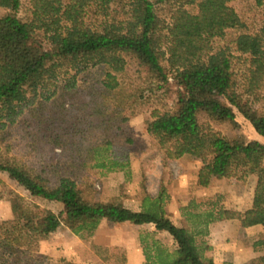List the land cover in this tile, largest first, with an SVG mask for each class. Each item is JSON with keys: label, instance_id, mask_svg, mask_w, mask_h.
<instances>
[{"label": "trees", "instance_id": "1", "mask_svg": "<svg viewBox=\"0 0 264 264\" xmlns=\"http://www.w3.org/2000/svg\"><path fill=\"white\" fill-rule=\"evenodd\" d=\"M234 1L31 0L27 16L20 18L22 0H0V9L7 12L0 16V132L6 129V150L12 133L21 126L18 117L29 105L30 94L56 87L70 71L79 74L95 69L91 91L76 88V80L65 88H73L79 104H70L53 120L39 121L32 116L29 125L38 129L46 122L45 131L50 135H32V148L35 150V144L40 150L47 147L44 152L60 148L58 161L64 160V165L53 163V159L41 168L19 165L0 153V173L30 198L11 193V216L0 219V264H24L25 257L39 253L40 244L63 227L84 239L91 238L104 220L152 224L155 233H166L173 239L176 249L172 252L157 240L150 246L142 245L145 264H214L204 258L199 239L209 234L211 223L226 219L220 199L210 202L205 212H187L190 226L180 227L165 210V190L157 197L145 196L141 208L132 210L102 202L100 193L89 183L94 169L113 172L130 166L128 154L115 149L120 127L136 115L144 99V90L120 80L130 62L135 63L136 71L146 72L157 83L167 82L170 71L179 88L173 111L156 113L148 133L170 158L190 156L201 162L197 184L202 188L214 180L237 176L241 170L254 173L253 203L244 215V224L264 230V144L231 141L205 132L199 122L201 113L214 121H234L236 109L264 139V115L253 110L234 89L231 53L249 56L251 84L260 87L264 81V27L250 32L230 6ZM251 1L264 7V0ZM118 2L123 3L120 19L111 10ZM166 3L178 6L168 24L157 10ZM91 14L95 15L94 23ZM226 34L233 35L228 44L215 47L214 39H224ZM57 130L59 134L51 133ZM33 199L62 207L55 213ZM255 245L264 247V241ZM245 264H264V254Z\"/></svg>", "mask_w": 264, "mask_h": 264}, {"label": "rangeland", "instance_id": "2", "mask_svg": "<svg viewBox=\"0 0 264 264\" xmlns=\"http://www.w3.org/2000/svg\"><path fill=\"white\" fill-rule=\"evenodd\" d=\"M30 1L22 0L20 18L27 16ZM122 6V2L112 5L113 16L117 19L122 17V13H119ZM230 6L237 11L250 32L262 31L264 7H258L251 0H237L231 2ZM177 7V4L166 3L158 6L157 10L168 24ZM114 11L117 13L114 14ZM6 13L5 10L0 9V16H4ZM95 20V15L91 14V21L94 23ZM232 36L226 34L224 39H214L213 45L217 48L224 47ZM231 53L234 55L235 91L244 102H248L253 110L264 115V81L260 87L252 86L249 56ZM133 63L130 62L128 71L120 80L125 83L130 82L135 87L144 90L143 104L138 106L136 115L120 127L116 136L119 144L115 148L119 153L128 154L130 166L125 171L92 170L89 183L100 193L101 201L139 210L145 196L157 197L162 190H165L167 196L165 210L168 216L177 226L189 227L190 223L186 220L187 212H205L211 207L208 205L210 202L220 199L219 205H222L225 210V220H234L238 223V228L235 231L232 226L233 233L230 236H224L223 239H218L219 243L215 245L210 244L209 235L200 238L199 244L203 248L204 258L213 260L218 250L220 254L217 258H219L222 252L230 251V247L235 244L243 253V258L248 256L253 248L256 251L263 250L261 251L263 255L264 247H258L259 245L256 247L255 244L264 241V230L261 227L249 229L244 224V215L253 203L256 175L252 172L245 174L241 170L237 176L230 179L214 180L207 188L198 187L196 182L201 162L190 156L170 158L166 150L162 149L147 131L148 124L154 119L156 113L170 112L175 108L179 88L175 85L172 74L167 71L168 81L157 83L154 79L149 78L146 72L136 71L135 63ZM94 73L95 69H89L79 74L70 71L61 78L56 87L48 90L40 89L36 95L30 94L29 105L23 108V113L18 117L21 126L12 133L13 138L9 142L8 150H6V129L0 132L4 141V144L0 142V153L3 154V157L13 158L19 165L28 164L40 168L52 159L53 163L64 165V160L58 161L59 155L62 154L60 148L50 149L49 152H44L47 147L43 148L44 151L40 150L38 144H35V150L32 148L34 145L31 139L32 135L38 132L46 134V137L50 135L48 131H45L46 122L42 123L38 129L31 128L29 125L32 116H35L39 121L49 118L53 120L59 117L62 111L68 110L71 107L70 104H79V98L75 95L73 88L70 90L65 88L76 80V88L91 91L95 86ZM76 88L74 89L76 90ZM235 113L234 121L224 122L214 121L207 114L201 113L199 122L205 132L216 133L231 141L247 143L257 140L264 144V139L255 132L250 122L236 109ZM92 122L95 124L96 119H93ZM51 133L59 134L60 130ZM128 139L131 141L127 142ZM11 193L29 198L27 192L9 179L6 174L0 173V219H8L11 216ZM32 201L55 213H58L62 207L60 204L40 199ZM192 201L195 204L188 208V211L185 210ZM195 206L197 207L195 208ZM153 227V225L137 227L131 223L119 224L104 220L100 223L95 234L91 238L85 237V239L74 235L69 229L63 227L43 247V251L25 257L24 264H126L129 259L128 249L130 250L134 244H138L145 259L142 245L150 246L153 240L159 241L169 251H174L176 246L173 239L166 233L152 232ZM94 244L103 246H101V250H96ZM63 259L66 262H61Z\"/></svg>", "mask_w": 264, "mask_h": 264}, {"label": "crops", "instance_id": "3", "mask_svg": "<svg viewBox=\"0 0 264 264\" xmlns=\"http://www.w3.org/2000/svg\"><path fill=\"white\" fill-rule=\"evenodd\" d=\"M196 185H198L197 182H196ZM237 224L238 223L235 222L234 220H225V221H218V222L211 223L209 225V227H208V230H209V234H208L209 236L208 237L211 238L210 239V241H211L210 244L215 245L216 243H219L218 239H223L224 236H228V235L230 236L231 233H233L231 231V227L233 226L234 230L236 231L237 228H238ZM148 225H152V224H148ZM143 226H146V225L137 226V227H143ZM257 227H260V226L249 227V229L257 228ZM153 228L154 229H152L153 230L152 232L155 231V227H153ZM60 230L61 229H59L58 231H60ZM246 230H248V229H246ZM55 234H53L51 236V238ZM51 238L49 240L44 241V242H42L40 244V249H39L40 252H41V250L43 251V247L46 246V244L51 240ZM99 246H103V245H99ZM105 246H108V245H105ZM217 246H218V244H217ZM218 249H220V248H218ZM128 251H129V255H128L129 259L127 260L126 264H145V259H144L143 255H142V251L139 248L138 244L137 245L134 244V246H132L130 248V250L128 249ZM248 253H249V251H248ZM219 254H220V251L218 250L217 255L213 259L214 264H226V263H230V264H245L249 260L262 255V252L260 250L256 251L253 248L252 251H250V253L248 254V256H244V258H243V256H242L243 253L239 251V249L237 247V244H235L234 246L230 247V251H227L226 253L222 252L220 257L217 258V256Z\"/></svg>", "mask_w": 264, "mask_h": 264}]
</instances>
